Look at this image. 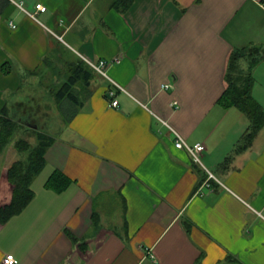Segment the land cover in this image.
I'll return each mask as SVG.
<instances>
[{"label":"crops","instance_id":"crops-1","mask_svg":"<svg viewBox=\"0 0 264 264\" xmlns=\"http://www.w3.org/2000/svg\"><path fill=\"white\" fill-rule=\"evenodd\" d=\"M15 1L22 8L0 0V113L27 139L54 141L32 199L0 220V262L264 264V124L235 150L250 119L219 102L230 54L264 48V0H133L123 12L112 0ZM101 59L107 77L88 63ZM81 60L89 95L59 105L53 90ZM252 75L264 110V57ZM171 128L204 145L201 163ZM11 143L0 206L12 198L6 170L22 159ZM56 172L64 187L50 186Z\"/></svg>","mask_w":264,"mask_h":264},{"label":"trees","instance_id":"trees-1","mask_svg":"<svg viewBox=\"0 0 264 264\" xmlns=\"http://www.w3.org/2000/svg\"><path fill=\"white\" fill-rule=\"evenodd\" d=\"M132 2L133 0H112V6L123 12ZM243 57L248 60L247 69L241 68L238 64L239 59ZM263 57L264 48L259 45L235 49L229 57L225 75L226 88L220 96L219 102L224 106L234 105L238 107L247 115L251 124L250 128L243 134L242 139L234 147L235 150L248 147L257 131L264 124V110L254 100L250 92L253 82L252 69ZM90 73L84 67L82 60L73 63L67 79L61 82L57 89L53 90L55 101L59 105L64 100L82 104L85 92H88L87 95H89L87 85ZM15 126L16 123L6 115L5 110L2 111L0 113V153L9 145L15 133ZM35 139L34 144L23 137L14 142L17 150H29L26 158L13 161L6 170V178L12 187V198L9 203L0 206L1 222L7 220L13 214L19 213L33 197L34 192L31 188V182L45 165V153L54 141L52 135L42 131H36ZM192 160L194 161L193 157ZM194 165L198 167L197 164ZM68 181L69 179L65 175L56 172L54 176L50 177V186L56 187L59 185L64 187ZM223 263L241 264L237 259L230 256H227Z\"/></svg>","mask_w":264,"mask_h":264},{"label":"built area","instance_id":"built-area-1","mask_svg":"<svg viewBox=\"0 0 264 264\" xmlns=\"http://www.w3.org/2000/svg\"><path fill=\"white\" fill-rule=\"evenodd\" d=\"M12 2H15L18 6H21V3H18L15 0H11ZM22 8V6H21ZM46 9V7L42 4V3H37L35 5V10L36 11H44ZM27 12V11H26ZM30 16L34 17L35 13H31V12H27ZM120 58L119 57H115L114 61L119 62ZM88 63L96 70L98 71L101 75L103 76H108L107 74V67L109 65V62L106 60H98V61H90L88 60ZM164 87H168V85H164ZM111 106L116 107L118 105L117 100L112 99L110 102ZM166 123V122H165ZM171 130L174 132L175 134V147L177 148H181V149H185L186 151H188L191 156L193 157L194 161L196 162H200V152L204 149V145L202 143H195L194 145H190L188 144L185 139L176 131H174L172 128ZM212 177V174L209 173V177L208 180ZM208 180L204 183L206 186H210V184L208 183ZM17 263V259L14 257L13 254L11 253H7L5 254L2 259L0 264H16Z\"/></svg>","mask_w":264,"mask_h":264},{"label":"rangeland","instance_id":"rangeland-1","mask_svg":"<svg viewBox=\"0 0 264 264\" xmlns=\"http://www.w3.org/2000/svg\"><path fill=\"white\" fill-rule=\"evenodd\" d=\"M48 82L47 81H45V84H47ZM59 108H61L60 106H59ZM53 110V109H52ZM53 112H54V110H53ZM21 137H23V138H26L25 137V134L23 133V132H21V131H19V130H16L15 131V133L13 134V137H12V146H13V143L17 140V139H19V138H21ZM27 139V138H26ZM29 140V139H28ZM30 141V143L31 144H34L35 142H36V139L35 138H33V139H30L29 140ZM14 150H16V147L14 146V148H13V150L12 151H14ZM29 150V149H28ZM28 150H19V152H21V158L22 159H24V158H26V156H27V153H28Z\"/></svg>","mask_w":264,"mask_h":264}]
</instances>
